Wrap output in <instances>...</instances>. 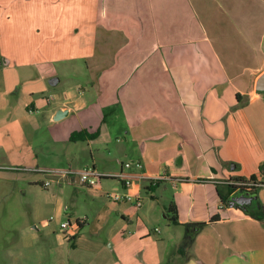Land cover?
<instances>
[{
  "label": "crops",
  "instance_id": "1",
  "mask_svg": "<svg viewBox=\"0 0 264 264\" xmlns=\"http://www.w3.org/2000/svg\"><path fill=\"white\" fill-rule=\"evenodd\" d=\"M32 1L0 0L2 44L12 23L20 29L27 23L37 36L42 20ZM72 1L55 2L60 6L50 17L53 28L70 29L69 35L75 30V36L84 30L78 43L83 46L96 43L89 30L98 29L102 36L97 43L111 47L99 51L94 77L86 58L85 65L61 59L75 66L72 76L84 78L92 93L86 98V89L79 86L76 96L65 94L47 117L51 140L61 144L53 146L50 158L63 161L62 166L37 163V148L26 140V120H37V110L49 102L18 99L24 94L19 77L34 79L33 70L22 71L30 64L0 70V189H7L8 197L19 204L25 183L31 188L39 181L37 172L13 171L12 166H93L115 174L124 162L137 160L142 164L137 174L147 179H135L123 194L142 199L148 192L151 200L137 208L136 215L130 204L115 202L120 204V219L109 232V244L95 247L97 264H264V222L245 213L260 209L264 220V186L249 195L239 182L258 177L264 165V90L255 89L264 72V0H94V5L81 7L80 16L69 7ZM86 31L91 33L87 41ZM32 65L37 68V63ZM46 65L50 81L59 83L53 64ZM40 67L47 69L45 64ZM25 92L33 94L31 89ZM58 110L67 115L54 121ZM111 116L124 120V139H112L107 122ZM79 131L84 139L71 140ZM154 176L163 179L149 185L148 178ZM54 180L59 186L80 185L76 177ZM160 186L171 196L164 205L154 195ZM102 189L100 182L94 190ZM220 195L252 196V206L223 202ZM171 204L177 224L167 214ZM158 220L166 223L168 239L157 236ZM194 223L204 226L181 257L177 249L184 225ZM81 239L73 236V251ZM73 264L81 261L74 259Z\"/></svg>",
  "mask_w": 264,
  "mask_h": 264
},
{
  "label": "rangeland",
  "instance_id": "2",
  "mask_svg": "<svg viewBox=\"0 0 264 264\" xmlns=\"http://www.w3.org/2000/svg\"><path fill=\"white\" fill-rule=\"evenodd\" d=\"M57 1L34 0L30 3L31 6L37 5V15L42 20L41 28H37V36H34V29L26 27L27 23H25V28L20 29L16 23L11 21V27L3 44L0 40V54L2 55L0 57L4 56L7 59V62L6 60L3 62L0 58V70L6 68L10 71L20 70L16 64L26 63L30 65L23 67L22 71L33 70L34 72L32 82L27 76L19 77L21 82L18 87L24 94H20L18 99L26 102L49 99L47 107L44 105V108L37 110V115H35L37 120H26L25 125L27 143L37 148L39 157L37 163L44 166L50 162L61 166L64 163L50 158L53 146L61 144L54 145L51 140L48 131L50 123L47 120L49 113L56 109L65 94L76 96L79 86L86 89V98L92 95L88 92L90 85L84 82V78L72 76V69L75 66L70 61L61 59L74 58L78 61L82 60L80 65H85L84 58H86L88 60L86 62L90 64V70H88L90 77H94L97 73L99 51L105 49L104 47H111L97 43L100 42L99 36H102L98 29L89 30L97 40L96 43L83 46L78 43L83 37L84 30L80 29L81 34L75 36V30H72L73 34L69 35L70 29L53 28L55 23L50 22V17L56 6H60L55 5ZM63 3L64 0H61L59 4ZM85 4L94 5V0H73L69 7L74 10L75 15L80 16L81 7ZM195 26V30H199L198 26ZM87 31L84 34L85 41L91 37V33ZM1 32L2 30L0 34ZM35 63H37V68L32 65ZM46 63L53 64L59 83H50L51 76L47 74L46 66L48 65ZM42 64H45L46 71L41 69ZM25 89H31L33 94L25 92ZM107 122L111 127L110 134L113 140L116 138L122 140L126 137L124 120H116L111 116ZM54 179V177L37 173V181H39L35 187L31 188L28 187V182L25 183L24 200L19 204L12 202V199L8 197L7 189H0V264H73L74 259L80 260L81 264H97L94 259L95 247L103 248L109 244V232L116 227L115 222L120 219L117 211V206L120 204L105 197V192L123 194L121 183L116 179L106 178L101 181L102 191H95L82 184L74 185L64 182L59 186ZM44 180H49L48 187H43ZM154 195L159 200V204L163 205L171 198L169 192L162 190V186L156 190ZM142 196V204L151 200L148 192H144ZM227 202L230 203V199H227ZM130 206L131 211L136 215L138 209L132 204ZM99 212L102 215L97 217ZM50 216L54 218L51 221ZM75 218H86L87 222L78 230L76 236V231L73 229H67L65 232L73 234L75 240L82 236L80 241H75L77 249L73 251L74 247L70 245L72 239L69 241L64 239V234L59 230L58 224L67 219L74 221ZM154 226H159L160 233L157 236L168 239L165 236L168 235V231L164 221L158 220ZM174 264H182V262L176 260Z\"/></svg>",
  "mask_w": 264,
  "mask_h": 264
},
{
  "label": "built area",
  "instance_id": "3",
  "mask_svg": "<svg viewBox=\"0 0 264 264\" xmlns=\"http://www.w3.org/2000/svg\"><path fill=\"white\" fill-rule=\"evenodd\" d=\"M10 170L18 171V172H25V171H31V172H37L42 173L44 175L50 176V177H76L78 179V182L82 184L83 186L90 188V189H96L99 185V183L106 178H112L116 179L121 183L122 189H128L133 186L135 179H147V177L138 175L137 172L142 169V164L140 161L133 160V161H126L123 164H121L120 170L115 174H107L98 171L93 166H85L81 169H65V170H51V169H39V168H26L22 166H12L9 167ZM162 177H150L148 178L149 185H155L157 182L161 181ZM43 187H48L50 185L49 180H46L42 183ZM245 187H263L264 184H261L260 181H255V183L252 182H246L243 183ZM105 197L108 199H111L113 202H126L132 204L134 207L139 208L142 205L141 197L138 195H132L130 193L126 194H120L117 192H105ZM54 218L52 216L49 217V220H53ZM86 221V218H75L74 221H71L70 219H67L66 221L59 222V230L61 233L64 234V239L67 241L71 240L73 238V234H66L67 229H73V231H77L80 226ZM157 231V229H156Z\"/></svg>",
  "mask_w": 264,
  "mask_h": 264
},
{
  "label": "trees",
  "instance_id": "4",
  "mask_svg": "<svg viewBox=\"0 0 264 264\" xmlns=\"http://www.w3.org/2000/svg\"><path fill=\"white\" fill-rule=\"evenodd\" d=\"M94 135H91L90 138L94 137ZM89 137V136H88ZM71 140H83L84 139V133L82 131L79 132H74L71 134L70 136ZM255 181H260L261 184H264V165L259 166V173H258V177L255 176H251L247 182H252L255 183ZM240 183H246L245 180H240ZM232 189H234V187H231ZM241 189H246L248 190L249 195H253L256 193V190L259 187H240ZM220 198L223 202H227V199L223 196L220 195ZM245 213L251 218L254 219L255 221L261 222L263 223V213L260 209H252L250 210H246ZM167 214L170 215V221L174 224L178 223V219H177V212H176V207L174 205H169L168 209H167ZM215 219H211V222L214 221ZM204 226L203 223H194V224H185V233H184V238L181 242V244L179 245L178 249H177V253L181 255V257H184L186 255V253H188L190 251V247H191V243H192V239L193 236L195 234H197L201 228ZM81 228V226L79 227V229ZM168 264H173V261L170 260V262H168Z\"/></svg>",
  "mask_w": 264,
  "mask_h": 264
},
{
  "label": "water",
  "instance_id": "5",
  "mask_svg": "<svg viewBox=\"0 0 264 264\" xmlns=\"http://www.w3.org/2000/svg\"><path fill=\"white\" fill-rule=\"evenodd\" d=\"M56 82V80H51L50 83L54 84ZM255 89L257 91H262L264 90V72L262 74H260V76L257 78L256 82H255ZM67 115V111L66 110H58L55 114V116L53 117L54 121H59L60 119H62L63 117H65ZM253 197L252 196H244V195H238V196H232L230 198V203H235L237 205L240 206H244V204H249L252 201Z\"/></svg>",
  "mask_w": 264,
  "mask_h": 264
},
{
  "label": "flooded vegetation",
  "instance_id": "6",
  "mask_svg": "<svg viewBox=\"0 0 264 264\" xmlns=\"http://www.w3.org/2000/svg\"><path fill=\"white\" fill-rule=\"evenodd\" d=\"M244 206L246 207H251L252 206V204H244Z\"/></svg>",
  "mask_w": 264,
  "mask_h": 264
}]
</instances>
